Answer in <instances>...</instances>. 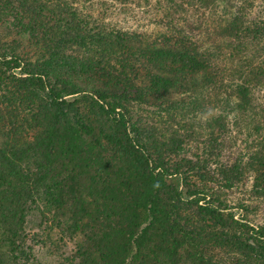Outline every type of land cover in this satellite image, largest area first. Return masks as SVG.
Masks as SVG:
<instances>
[{
    "label": "trees",
    "instance_id": "trees-1",
    "mask_svg": "<svg viewBox=\"0 0 264 264\" xmlns=\"http://www.w3.org/2000/svg\"><path fill=\"white\" fill-rule=\"evenodd\" d=\"M189 1L206 23L167 6L157 34L109 28L61 0H0V27L13 36L0 35V217L26 263V228L50 218L83 236L79 264H264V227L208 194L210 182L228 189L249 169L264 197V102L247 159L209 167L228 148L229 114L238 120L264 90V49L250 62L245 50L264 24L226 0H179ZM201 90L215 110L161 133L129 106H199ZM192 141L202 155H190Z\"/></svg>",
    "mask_w": 264,
    "mask_h": 264
},
{
    "label": "rangeland",
    "instance_id": "rangeland-1",
    "mask_svg": "<svg viewBox=\"0 0 264 264\" xmlns=\"http://www.w3.org/2000/svg\"><path fill=\"white\" fill-rule=\"evenodd\" d=\"M55 1V0H54ZM78 11L82 18L86 17L91 19L90 21H98L107 25L109 28L118 31H128L135 33H157L160 34L167 29L161 27L164 22H161V13L163 8H172L177 14H181L184 19H187V23L198 24L202 21L206 23V19L201 20L200 14L209 13L203 10L202 6H198L195 1H189L187 4L179 2V0H61ZM229 5L230 12L236 11L237 8L244 7L241 11L246 12L245 17L249 21H254L259 24H264V0H226L225 3ZM171 9V10H172ZM246 9V11H245ZM199 12V14H198ZM232 12V13H234ZM187 17V18H185ZM190 18V19H188ZM8 19L5 18L4 20ZM161 22L160 26L155 23ZM180 22V21H179ZM206 25H215L216 23L207 22ZM223 24V23H222ZM194 29V28H193ZM195 37L200 32L196 33L190 30ZM0 35L5 40H10L13 36H8L4 30L0 27ZM199 35L198 38H200ZM252 37V36H249ZM255 40V39H254ZM249 41L245 43L249 47L245 50L249 53V62L257 61L253 56L257 53V46L264 49V37L261 40ZM204 44H206L204 42ZM208 45V44H207ZM30 51V48H28ZM33 59V52L28 56ZM146 70L142 69L141 73H145ZM235 82H238L237 80ZM253 89V87H252ZM203 95H197L196 101L199 106L194 103L184 102L176 104L171 107H158L155 105H145L138 103L135 105L129 104L136 115L142 116L146 123L155 125L158 132H165L169 127H173L175 120L179 126L182 124V120L187 117L194 116L196 114H202L204 110H210L217 107L218 103L212 95H207V90H201ZM252 106L244 115H240L238 120H235L234 113L229 114L227 120L226 134L228 135L229 145L227 149H224L223 157H219L213 161L211 170L218 172V164L227 163L233 160L234 157L240 156L246 158L252 153L253 145L257 141L256 132L254 130L255 124L259 118L258 108L264 102V90L259 86L255 88L252 93ZM219 98V97H217ZM222 102V101H221ZM193 104V105H192ZM233 106V105H232ZM203 117V116H202ZM178 126V127H179ZM202 146L195 144L193 141L189 145L190 155L199 154L202 155ZM246 161V160H245ZM211 163V160H210ZM245 178L240 183H235L231 188L225 189L220 187L218 183L210 182L208 184V194L214 198L223 202L230 209V212L239 216H244V219L254 227H264V197L260 196L252 189L253 186V173L249 169H246ZM207 185V184H202ZM244 207V208H240ZM64 220L62 219V222ZM11 224V220H9ZM34 226L27 227L26 233V245L30 251V262L34 261L35 264H79L80 261L76 254L77 246H79L84 239L82 235H77L74 238H69L61 229L56 226V223L50 218L47 219H35ZM51 227V229H50ZM64 229L65 227L62 226ZM8 224L0 217V264H30L24 261L25 254L21 255L14 250L15 245H11L14 241V237H10L7 233ZM86 236V233L84 234Z\"/></svg>",
    "mask_w": 264,
    "mask_h": 264
}]
</instances>
